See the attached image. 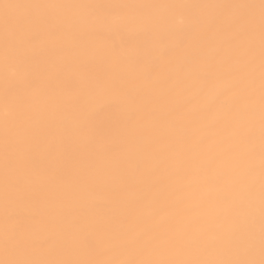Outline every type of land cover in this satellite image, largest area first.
Segmentation results:
<instances>
[{"label": "bare ground", "instance_id": "6f19581e", "mask_svg": "<svg viewBox=\"0 0 264 264\" xmlns=\"http://www.w3.org/2000/svg\"><path fill=\"white\" fill-rule=\"evenodd\" d=\"M262 24V0H0V264H259Z\"/></svg>", "mask_w": 264, "mask_h": 264}, {"label": "snow or ice", "instance_id": "6c2138e0", "mask_svg": "<svg viewBox=\"0 0 264 264\" xmlns=\"http://www.w3.org/2000/svg\"><path fill=\"white\" fill-rule=\"evenodd\" d=\"M262 7H264V0H262ZM264 27V24H262ZM262 150H264V146H262ZM264 163V160H262ZM2 264H32V262L28 261H4ZM121 264H131V262H121ZM195 264H257L256 261L246 260V261H211V262H195ZM259 264H264V258L259 261Z\"/></svg>", "mask_w": 264, "mask_h": 264}]
</instances>
